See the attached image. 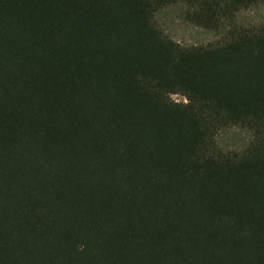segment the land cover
I'll use <instances>...</instances> for the list:
<instances>
[{
  "label": "trees",
  "instance_id": "obj_1",
  "mask_svg": "<svg viewBox=\"0 0 264 264\" xmlns=\"http://www.w3.org/2000/svg\"><path fill=\"white\" fill-rule=\"evenodd\" d=\"M262 4L0 0V264H264Z\"/></svg>",
  "mask_w": 264,
  "mask_h": 264
},
{
  "label": "rangeland",
  "instance_id": "obj_2",
  "mask_svg": "<svg viewBox=\"0 0 264 264\" xmlns=\"http://www.w3.org/2000/svg\"><path fill=\"white\" fill-rule=\"evenodd\" d=\"M246 23H256L264 19V4L247 10L241 15ZM158 22L165 32L175 41L183 45L206 44L216 39L214 31L196 26L183 17L180 5H170L159 12ZM178 101L185 100L181 94H175ZM252 139V133L245 128L231 127L222 130L218 135V142L224 149L241 150Z\"/></svg>",
  "mask_w": 264,
  "mask_h": 264
}]
</instances>
